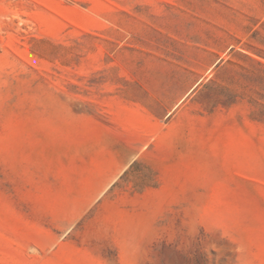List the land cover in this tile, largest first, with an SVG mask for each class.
<instances>
[{
    "label": "rangeland",
    "instance_id": "obj_1",
    "mask_svg": "<svg viewBox=\"0 0 264 264\" xmlns=\"http://www.w3.org/2000/svg\"><path fill=\"white\" fill-rule=\"evenodd\" d=\"M0 264H264V0H0Z\"/></svg>",
    "mask_w": 264,
    "mask_h": 264
}]
</instances>
